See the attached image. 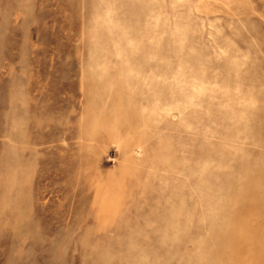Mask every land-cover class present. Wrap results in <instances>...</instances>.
<instances>
[{
  "label": "rangeland",
  "instance_id": "rangeland-1",
  "mask_svg": "<svg viewBox=\"0 0 264 264\" xmlns=\"http://www.w3.org/2000/svg\"><path fill=\"white\" fill-rule=\"evenodd\" d=\"M0 264H264V0H0Z\"/></svg>",
  "mask_w": 264,
  "mask_h": 264
}]
</instances>
